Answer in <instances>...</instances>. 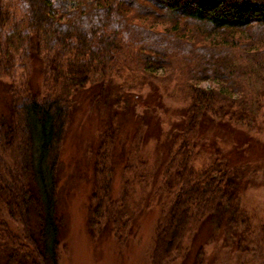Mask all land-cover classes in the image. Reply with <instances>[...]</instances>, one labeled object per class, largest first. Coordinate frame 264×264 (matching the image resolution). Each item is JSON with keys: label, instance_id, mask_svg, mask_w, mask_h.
Returning <instances> with one entry per match:
<instances>
[{"label": "trees", "instance_id": "obj_1", "mask_svg": "<svg viewBox=\"0 0 264 264\" xmlns=\"http://www.w3.org/2000/svg\"><path fill=\"white\" fill-rule=\"evenodd\" d=\"M34 58L40 89L30 80ZM159 69L164 74H155ZM120 72L172 82L187 98L179 141L153 195L169 199L154 227L149 264H170L189 235L235 205V172L219 158L197 168L195 148L205 123L223 136L221 125L250 109L264 112V0H73L68 8L62 0H0V80H7L9 94L8 111L0 114V214L6 217L0 240L30 264L60 262L57 168L73 97ZM115 138L112 127L101 133L89 224H100L105 214L120 244L130 233L111 197L107 147ZM250 138L235 137L231 148L242 145L246 155ZM140 171L130 186L123 183L124 200L134 185L147 184ZM260 241L264 249V224Z\"/></svg>", "mask_w": 264, "mask_h": 264}, {"label": "rangeland", "instance_id": "obj_2", "mask_svg": "<svg viewBox=\"0 0 264 264\" xmlns=\"http://www.w3.org/2000/svg\"><path fill=\"white\" fill-rule=\"evenodd\" d=\"M72 4L73 0H62L63 8ZM155 74L164 72L159 69ZM150 75L112 73L103 83L86 85L73 97V114L57 168L59 264H149L154 227L169 199L164 194L154 197V188L160 187L162 167L173 143L179 141L187 105V98L172 82H161ZM30 80L32 88L40 89L39 62L35 58L30 64ZM5 81L0 80V114L8 111ZM199 84L211 87L213 83ZM208 126L205 123L199 129L195 151L200 153L195 166L201 168L216 158L225 160L240 181L235 205L226 206L224 213L218 211L214 219L189 235L182 253L170 264H264L260 241L264 224V112L250 109L241 119L221 125L218 129L221 133L224 130L223 136ZM109 127L116 130L115 140L107 147L111 197L121 206L119 216L130 233L120 244L104 223L105 214L100 224H89L93 165L101 133ZM246 136L252 143L243 155L239 152L242 145L232 149L231 142ZM137 169L147 184L142 189L134 185L124 200L123 183H128ZM34 216L30 210L32 222ZM5 218L1 213L0 219ZM0 264L30 262L0 240Z\"/></svg>", "mask_w": 264, "mask_h": 264}]
</instances>
